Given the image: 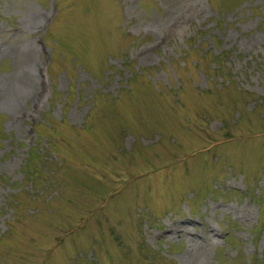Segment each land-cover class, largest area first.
<instances>
[{"label": "rangeland", "instance_id": "obj_1", "mask_svg": "<svg viewBox=\"0 0 264 264\" xmlns=\"http://www.w3.org/2000/svg\"><path fill=\"white\" fill-rule=\"evenodd\" d=\"M0 264H264V0H0Z\"/></svg>", "mask_w": 264, "mask_h": 264}, {"label": "bare ground", "instance_id": "obj_2", "mask_svg": "<svg viewBox=\"0 0 264 264\" xmlns=\"http://www.w3.org/2000/svg\"><path fill=\"white\" fill-rule=\"evenodd\" d=\"M175 232V231H174Z\"/></svg>", "mask_w": 264, "mask_h": 264}]
</instances>
